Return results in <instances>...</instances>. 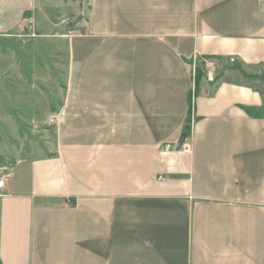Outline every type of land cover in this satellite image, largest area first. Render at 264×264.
<instances>
[{"label":"crops","instance_id":"1","mask_svg":"<svg viewBox=\"0 0 264 264\" xmlns=\"http://www.w3.org/2000/svg\"><path fill=\"white\" fill-rule=\"evenodd\" d=\"M54 4L0 0V85L9 53L41 43L48 73L28 84L64 107L45 151L0 163V264H264L263 92L202 77L179 147L194 61L264 68V0Z\"/></svg>","mask_w":264,"mask_h":264},{"label":"rangeland","instance_id":"2","mask_svg":"<svg viewBox=\"0 0 264 264\" xmlns=\"http://www.w3.org/2000/svg\"><path fill=\"white\" fill-rule=\"evenodd\" d=\"M77 1H79L80 7L86 12L89 0ZM50 2L52 6H55L56 4L54 3L59 2V0H50ZM62 6L58 13H56L57 10L54 11L50 9V14L56 17L55 21L60 22L63 16H67L70 21H72L79 15L76 11L70 12L72 10L71 5ZM41 19L42 17L38 16L40 23L42 22ZM68 24L65 25L60 23L58 30L60 31L62 27H67ZM40 40L42 41V39ZM43 46L44 45L41 43H39V45H33L30 49V53H27L25 50L21 49V47H17L15 52L9 53V56L11 58L13 57L10 63L12 64V71L15 74L11 77V84L2 82L0 85V163L9 162L10 159L16 157V153L23 156L24 153H39L46 150L43 141H45L52 125L49 122L45 124H34L31 120L35 117V120L37 119L41 122L48 121V108L43 106V104H45L44 102L34 100L39 93L28 84L33 76V71H37L38 74L40 73L41 75L42 73H48V68L44 67V59L49 63L46 54L48 52ZM215 62L216 65L213 78L209 80L211 83H215L222 74L224 75V72L230 73V77L233 76L231 69L233 70L236 67L246 72L240 65H237V63L236 65L233 63H230V65H223L219 64L217 61ZM195 64L201 67L202 60L196 61ZM14 65L16 67H14ZM261 74H263L264 77V68L261 70L258 69L256 73V75ZM204 76L206 77V73L203 69L202 77L204 78ZM240 80L242 82L249 81L245 79ZM250 83L264 90V84H260L259 82Z\"/></svg>","mask_w":264,"mask_h":264},{"label":"built area","instance_id":"3","mask_svg":"<svg viewBox=\"0 0 264 264\" xmlns=\"http://www.w3.org/2000/svg\"><path fill=\"white\" fill-rule=\"evenodd\" d=\"M70 19L68 17H63L61 19V23L67 25L69 23ZM196 61L193 62V77L195 75V64ZM216 62L214 59H202V67L205 70L206 77L209 80H212L214 68H215ZM194 91V87L192 88V93ZM48 122L51 125H57L61 123L64 120V107L62 105L57 106L55 109L50 111L47 115ZM195 120V114H194V104L190 106L189 116H188V125H189V134L183 137L179 143V147L181 150L188 152L190 150V133L191 128L193 125V122ZM169 144H165L164 148H169ZM9 176V169L6 165L0 166V189L4 188L6 179Z\"/></svg>","mask_w":264,"mask_h":264},{"label":"trees","instance_id":"4","mask_svg":"<svg viewBox=\"0 0 264 264\" xmlns=\"http://www.w3.org/2000/svg\"><path fill=\"white\" fill-rule=\"evenodd\" d=\"M79 16L75 17L74 20H72L69 24H68V30H71L74 28V25L78 22L79 20ZM216 59L218 57L216 56H210V57H202V59ZM236 73L238 74L240 79H245V80H249L248 82H244L247 85L253 86L258 90H261L264 94V90H262L260 87L253 85L250 82H259L260 84H264V77L263 74L261 75H256V74H252V73H247L244 72L243 70L239 69V68H235ZM203 76V67L201 65V67L199 65L195 66V75L193 77L194 80V91L193 93L190 92L189 93V105L191 106L192 104H194V98L199 94V83H200V79ZM189 134V125H188V120L186 121L185 125H184V130L182 133V138L185 137L186 135Z\"/></svg>","mask_w":264,"mask_h":264}]
</instances>
